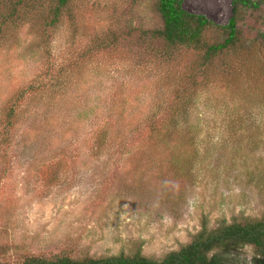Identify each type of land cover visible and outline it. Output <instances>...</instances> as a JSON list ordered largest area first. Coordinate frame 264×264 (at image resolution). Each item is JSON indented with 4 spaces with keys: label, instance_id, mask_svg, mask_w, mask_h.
Listing matches in <instances>:
<instances>
[{
    "label": "rangeland",
    "instance_id": "374dc122",
    "mask_svg": "<svg viewBox=\"0 0 264 264\" xmlns=\"http://www.w3.org/2000/svg\"><path fill=\"white\" fill-rule=\"evenodd\" d=\"M51 5L0 11V263L159 260L202 224L264 215L262 9L200 77L203 50L150 34L154 0H69L50 26ZM181 6L224 25L233 0Z\"/></svg>",
    "mask_w": 264,
    "mask_h": 264
},
{
    "label": "trees",
    "instance_id": "16d2710c",
    "mask_svg": "<svg viewBox=\"0 0 264 264\" xmlns=\"http://www.w3.org/2000/svg\"><path fill=\"white\" fill-rule=\"evenodd\" d=\"M68 2L69 0H52L51 18L47 25L51 26L58 22L62 12L67 10ZM24 3L25 0H0V11L4 6L9 7L7 17L18 18L21 14L19 6ZM154 6L162 26L160 29L150 30V34L161 37L169 48L203 50V63L199 66L204 70L200 71V77H205L211 62L217 60L224 67L225 60L228 59L212 58L213 56L224 52H238L242 46L244 17L256 10L262 9L264 12V0H233L232 15L226 24L219 25L203 15L185 11L181 6V0H154ZM210 31L214 32L216 38L212 42H207L205 33ZM146 32L145 30L139 32L144 37H139L140 40L153 39ZM261 39L264 41V35ZM245 245L254 249L256 254L253 257L254 264H264V215L255 219L243 218L230 222L220 220L213 227L202 224L188 243L178 250L170 251L159 260L136 251L130 255L120 253L97 258L88 256L72 258L63 254L51 258L28 256L21 264H238L233 255Z\"/></svg>",
    "mask_w": 264,
    "mask_h": 264
}]
</instances>
